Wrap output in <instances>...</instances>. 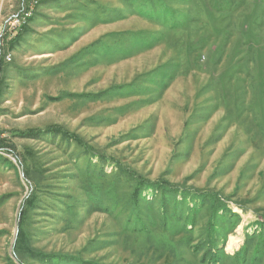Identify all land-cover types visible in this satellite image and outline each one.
I'll return each instance as SVG.
<instances>
[{"label":"rangeland","instance_id":"1","mask_svg":"<svg viewBox=\"0 0 264 264\" xmlns=\"http://www.w3.org/2000/svg\"><path fill=\"white\" fill-rule=\"evenodd\" d=\"M0 264H264V0H0Z\"/></svg>","mask_w":264,"mask_h":264},{"label":"trees","instance_id":"2","mask_svg":"<svg viewBox=\"0 0 264 264\" xmlns=\"http://www.w3.org/2000/svg\"><path fill=\"white\" fill-rule=\"evenodd\" d=\"M29 19V18H28ZM28 19H27V21H28ZM27 23V22H26ZM25 22H24V25L26 24ZM24 25H22V26H20L19 28H22ZM14 32H16V29H14ZM13 32L11 33V34H7L8 35V37H7V35H5V37L6 38H8V41H6V45L7 46H9V45H12V44H14L16 41H17V39H18V37H19V33H16V34H13ZM58 132H61V133H63V131L62 130H58ZM14 134H19L20 135V133H14ZM24 133H22V135H23ZM39 134H41L40 132L38 133V134H36V135H39ZM64 134V138L65 139H67V140H71V141H73L74 143H76L78 146H81L82 148H86L83 144H82V142H81V140L78 138V137H74V136H71V135H69V134H66V133H63ZM4 164H9V162L7 161V162H5ZM133 177V176H132ZM136 185L138 186V190L140 189V188H144V189H146V188H155V189H158V190H162V192L164 193L165 191H169V192H172L171 190H168V189H170V188H172L171 187V185H168L167 183H165V184H162V185H155V184H146L144 181H139V180H136ZM149 185V186H148ZM141 190V189H140ZM33 196L31 195L30 196V198H28V200L26 201V206H28V207H31L32 206V202H33ZM24 211V210H23ZM23 214H25V211H24V213H22V215ZM23 221V220H22ZM21 223V222H20ZM22 235H23V233H22ZM19 238L20 239H22V237H21V234H20V236H19ZM35 254V253H34ZM35 256H37L38 258H43L44 259V261L46 260V258H44L43 257V255H38V254H36ZM52 258H54V257H51V258H49L50 260L52 259Z\"/></svg>","mask_w":264,"mask_h":264},{"label":"built area","instance_id":"3","mask_svg":"<svg viewBox=\"0 0 264 264\" xmlns=\"http://www.w3.org/2000/svg\"><path fill=\"white\" fill-rule=\"evenodd\" d=\"M28 14L27 12L23 13L22 16H20L21 19H17L15 22L19 24L21 21L22 23L25 22V15Z\"/></svg>","mask_w":264,"mask_h":264},{"label":"bare ground","instance_id":"4","mask_svg":"<svg viewBox=\"0 0 264 264\" xmlns=\"http://www.w3.org/2000/svg\"><path fill=\"white\" fill-rule=\"evenodd\" d=\"M230 240V239H229ZM236 240V239H235ZM228 244H230V243H228Z\"/></svg>","mask_w":264,"mask_h":264}]
</instances>
